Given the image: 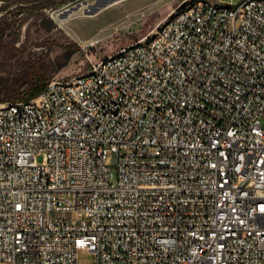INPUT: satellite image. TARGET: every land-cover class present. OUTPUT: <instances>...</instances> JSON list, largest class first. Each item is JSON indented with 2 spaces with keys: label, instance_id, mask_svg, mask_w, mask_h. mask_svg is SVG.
<instances>
[{
  "label": "built area",
  "instance_id": "built-area-1",
  "mask_svg": "<svg viewBox=\"0 0 264 264\" xmlns=\"http://www.w3.org/2000/svg\"><path fill=\"white\" fill-rule=\"evenodd\" d=\"M208 2L3 102L0 264H264V0Z\"/></svg>",
  "mask_w": 264,
  "mask_h": 264
},
{
  "label": "rangeland",
  "instance_id": "rangeland-1",
  "mask_svg": "<svg viewBox=\"0 0 264 264\" xmlns=\"http://www.w3.org/2000/svg\"><path fill=\"white\" fill-rule=\"evenodd\" d=\"M123 1L67 0L22 12L0 11L4 40L13 46L5 56L12 63L30 59L46 65L48 82L67 80L87 71L91 61L146 36L183 5V0H148L126 9L119 7ZM214 1L234 4L240 0ZM42 159L43 155L37 156V161ZM76 263L94 264L95 254L79 248Z\"/></svg>",
  "mask_w": 264,
  "mask_h": 264
},
{
  "label": "trees",
  "instance_id": "trees-1",
  "mask_svg": "<svg viewBox=\"0 0 264 264\" xmlns=\"http://www.w3.org/2000/svg\"><path fill=\"white\" fill-rule=\"evenodd\" d=\"M1 1L0 11L13 13L52 7L65 3L67 0ZM4 31V28H0V102L30 99L39 94L47 84L50 77L48 67L39 61L30 59L16 60V63L9 62L5 55L7 51L13 50V46L4 40ZM11 68H13L12 71Z\"/></svg>",
  "mask_w": 264,
  "mask_h": 264
},
{
  "label": "bare ground",
  "instance_id": "bare-ground-1",
  "mask_svg": "<svg viewBox=\"0 0 264 264\" xmlns=\"http://www.w3.org/2000/svg\"><path fill=\"white\" fill-rule=\"evenodd\" d=\"M148 0H124L120 3L119 7H133L141 5ZM194 6V0H183V6L172 11L166 15V18H177V15H183L186 13V7ZM228 7H238V2L234 4H228ZM208 10H216V2H208ZM217 11H225V4H217ZM155 35H147V43H154ZM124 56V48H118L115 50V58H122ZM15 107V101H4V108ZM0 108H3V101L0 102Z\"/></svg>",
  "mask_w": 264,
  "mask_h": 264
}]
</instances>
